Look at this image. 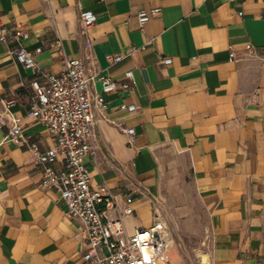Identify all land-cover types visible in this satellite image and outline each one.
Segmentation results:
<instances>
[{
	"label": "crops",
	"instance_id": "obj_1",
	"mask_svg": "<svg viewBox=\"0 0 264 264\" xmlns=\"http://www.w3.org/2000/svg\"><path fill=\"white\" fill-rule=\"evenodd\" d=\"M152 9L141 26L139 11ZM84 10L96 22L82 30ZM0 27L25 31L20 45L40 48L34 59L49 73L65 57L118 84L132 71L134 85L106 94L104 110L93 106L94 150L83 165L91 187L113 196L107 214L121 215L126 233L164 222L159 264H264V0H0ZM15 46L0 42V264H86L85 229L42 186L28 149L56 138L28 115L39 77L14 59ZM10 118L26 143L8 140ZM52 166L64 170L63 155Z\"/></svg>",
	"mask_w": 264,
	"mask_h": 264
},
{
	"label": "built area",
	"instance_id": "obj_2",
	"mask_svg": "<svg viewBox=\"0 0 264 264\" xmlns=\"http://www.w3.org/2000/svg\"><path fill=\"white\" fill-rule=\"evenodd\" d=\"M158 9H152L148 14L141 10L138 21L142 26L150 15H156ZM238 14H241L239 12ZM96 22V14L91 10L81 11L79 23L82 30ZM27 37L22 30H15L8 35L0 27V42L12 39L16 42L11 53L14 59L34 70L39 78L31 81L32 94L28 115L43 123L47 131L56 139L52 147L40 151L37 143L28 144V149L34 159L42 166L41 184L51 186L59 192L66 206L67 213L80 221L87 234L88 251L83 254L86 264H159L166 261L169 246L168 235H165V225L156 220L148 228L135 230L132 234L125 231L122 216L115 218L107 212L115 207L113 196L104 186L92 188L90 177L83 165L85 155L94 150L93 138V106L100 110L106 108L105 95L118 88H127L135 84L132 71H126V80L118 84L115 80L101 74H88L80 59L64 58L60 73L52 74L38 67L34 54L40 48L28 51L20 45ZM250 48V45H247ZM235 57L230 53V60ZM120 56H108L109 62L120 60ZM165 64L170 58L163 60ZM95 80L99 81L100 89L90 92L89 87ZM7 101L6 104H11ZM122 109L134 111V104L121 105ZM3 116L0 114V127ZM11 126L7 138L15 145L27 142L18 119L10 118ZM117 126L129 137L134 135L132 127ZM57 153L63 155L65 169L56 171L52 164ZM130 201V199H128ZM132 207L127 205L123 215H129Z\"/></svg>",
	"mask_w": 264,
	"mask_h": 264
}]
</instances>
